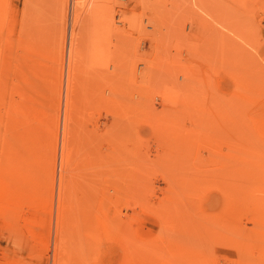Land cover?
<instances>
[{
    "label": "rangeland",
    "instance_id": "obj_1",
    "mask_svg": "<svg viewBox=\"0 0 264 264\" xmlns=\"http://www.w3.org/2000/svg\"><path fill=\"white\" fill-rule=\"evenodd\" d=\"M0 264H264V0H0Z\"/></svg>",
    "mask_w": 264,
    "mask_h": 264
},
{
    "label": "bare ground",
    "instance_id": "obj_2",
    "mask_svg": "<svg viewBox=\"0 0 264 264\" xmlns=\"http://www.w3.org/2000/svg\"><path fill=\"white\" fill-rule=\"evenodd\" d=\"M75 7H76V6H75ZM77 7H78V6H77ZM77 7H76V8H77ZM75 11H77V10H75ZM78 11H79V10H78ZM75 15H76V14H75ZM77 18H78V17H77ZM83 25H84V24H83ZM83 27H85V26H82V28H83ZM82 28H81V29H82ZM81 29H80V30H81ZM80 30H79L78 33H79V35H81V33H82L81 38H83V37H84V32H82V30H83V31H85V30H84V28L81 30V32H80ZM73 34H74V33H73ZM77 36H78V34H77ZM73 38H74V37H73ZM75 39H76V36H75ZM77 40H78V39H77ZM83 40H84V39H83ZM83 40L80 39V41H81L82 44H83V42H82ZM78 41H79V40H78ZM78 41H77V43L80 42V41H79V42H78ZM73 42H74V39H73ZM77 43L74 42L73 44L71 43L72 45H70V48H69V58H68V67H67V70H66V71H67V77H66V78H67V81H66L67 84H66V87H65L66 89H65V92H64V93H65V104H64V105H65V107H64V108H65V111L63 112V113H64V116H63V117H64V118H63V121H64V122H63V123H64V127H63L64 130H63V132H64V135H63V139H62V142H61V143H62V147H61V151H62V152H61V162H63V161L66 159L68 149L70 148V147L68 148V145H69V142H70V140H69V139H70V138H69L70 135L68 136V134H67V132H66L67 125H68V121L71 120V117H70L69 114H68V113H69V111H68V110H69V105H70V106L72 105V104H70V102H69V101H70V98L72 99L71 101L73 102V98H72V97H73V91L71 92V90H72L73 88L71 89V84H70V83H71V82H70L71 80H70V77L72 76L73 70L75 69V62L78 60V57H79L78 55L76 56V53L80 54V53H83V52H84V51H82V50H81L80 53H79V51L77 52V48H78L77 46H81V45H78ZM76 44H77V45H76ZM79 44H80V43H79ZM79 49H81V48L79 47ZM79 49H78V50H79ZM81 55H82V54H81ZM83 56H84V55H83ZM75 57H76L77 59H75ZM81 60H83V59H81ZM124 60H126V58H124L123 56H121V57L118 58V61L122 62V63H121V66L119 67L120 70H121V73H120V74H122V75H124L123 71H125V70H124V69H125V68H124V67H125V61H124ZM79 63H81V62H79ZM81 64H82V63H81ZM75 71H76V70H75ZM74 73H75V72H74ZM74 73H73V74H74ZM76 74H77V73H76ZM118 74H119V73H118ZM74 75H75V74H74ZM74 75H73V78L76 76V75H75V76H74ZM108 75H109V77H110L111 79L113 78V74H112V75H111V74H107V77H108ZM109 77H108V78H109ZM115 77H116V76H115ZM121 77H122V76H121ZM73 78H72V79H73ZM77 79H79V78H77ZM74 80H75V79H74ZM74 80H73V81H74ZM74 82H75V84H76V81H74ZM72 86H73V82H72ZM74 89H75V88H74ZM74 89H73V90H74ZM76 92H77V91H76ZM71 93H72V95H71ZM70 112H72V111H70ZM69 119H70V120H69ZM69 123H71V121H70ZM69 150H70V149H69ZM70 152H71V151H70ZM70 154H71V153H70ZM70 154H68V156H70ZM69 159H71V158H69ZM64 162H65V161H64ZM67 162H68V161H67ZM62 164H63V163H62ZM66 166H67V165H66ZM68 167H69V166H68ZM62 168H63V167H62ZM65 190H66V189H65ZM60 191H61V190H60ZM59 195H60V194H59ZM59 199H60V198H59ZM65 201H66V200H65ZM65 206H66V204H65Z\"/></svg>",
    "mask_w": 264,
    "mask_h": 264
}]
</instances>
